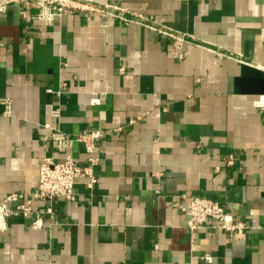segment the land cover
<instances>
[{
  "label": "crops",
  "instance_id": "crops-1",
  "mask_svg": "<svg viewBox=\"0 0 264 264\" xmlns=\"http://www.w3.org/2000/svg\"><path fill=\"white\" fill-rule=\"evenodd\" d=\"M89 1L150 16L188 41L99 12L52 23L25 20L33 3L0 13V196L30 193L40 163L60 158L45 123L104 132L94 189L79 185L75 203L35 200L54 210L40 229L11 217L0 264H264V0ZM70 152L85 162L81 143ZM183 194L255 228L229 241L209 222L193 249Z\"/></svg>",
  "mask_w": 264,
  "mask_h": 264
},
{
  "label": "built area",
  "instance_id": "built-area-1",
  "mask_svg": "<svg viewBox=\"0 0 264 264\" xmlns=\"http://www.w3.org/2000/svg\"><path fill=\"white\" fill-rule=\"evenodd\" d=\"M14 3H33L37 7L36 13H32L30 10L23 13L25 20L29 21L41 19L47 23H52L56 17L67 13H81L85 17H89L92 13L99 12L116 17L125 24L140 22L174 38L180 45L188 41V33L166 24L156 26L152 23V17L110 1L96 3L89 0H0V13L6 12L8 7ZM44 127L51 129L50 133L44 136V140L51 142L60 154V158L48 157L40 163L39 180L35 189L30 193L13 192L0 196V232L8 227V221L11 217L20 214L33 217V229L42 228L44 226L43 213L46 212L53 216L54 210L51 204L42 208H35V200L51 202L56 198L63 197L75 203L78 198L79 185H83L92 191L98 182L95 167L102 159L103 147L98 143V140L104 135L103 130L93 128L75 135H69L62 129L53 127L48 123H45ZM120 129L121 127H118L115 130ZM75 142L83 145L85 153V162L83 163L78 161L70 152ZM223 160L227 165H233L235 161L232 154L223 157ZM181 196L183 198L181 210L189 217L188 229L191 233L193 249L198 250L200 248L196 240L197 234L209 222L214 228L224 230L229 241H232L237 233L255 228L210 197L194 195L187 198L185 194ZM201 257L209 260L212 258L208 252ZM192 258L198 260L199 257L194 255Z\"/></svg>",
  "mask_w": 264,
  "mask_h": 264
}]
</instances>
